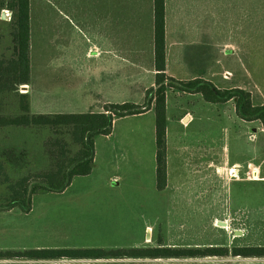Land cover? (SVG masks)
Returning <instances> with one entry per match:
<instances>
[{
  "label": "rangeland",
  "instance_id": "obj_1",
  "mask_svg": "<svg viewBox=\"0 0 264 264\" xmlns=\"http://www.w3.org/2000/svg\"><path fill=\"white\" fill-rule=\"evenodd\" d=\"M49 17V12L44 15L48 27ZM35 21L36 19L31 23V69L28 85L21 84L11 93H0V113H19L21 94L28 95L32 113L84 110L87 97H96L99 103H91L95 107H103L106 103L141 100L148 77H52L50 28L38 29L39 25ZM0 45L4 54L11 53V41L0 38ZM221 52L225 53V49ZM221 52L219 66L222 69L228 67L230 59L223 57ZM144 55L148 54L145 52ZM144 60L146 61V57ZM64 89H71L72 92L64 93ZM145 90L141 103L144 101ZM253 90V96L258 97L256 90ZM260 91L264 100V87ZM197 101L196 97L184 95L179 104L175 105L174 98L170 96V126L175 124L180 133L186 131L188 139L199 137L200 127L207 128L211 134L210 126L200 124L205 123V118L199 123L192 122L187 128H183L178 122L180 106L194 109ZM217 106L219 117L217 123L212 124V136L217 138L220 162L225 155L232 161L243 163V167L249 159V163L258 167L260 180L227 181L222 170L225 164L220 163L212 185H207L205 180L198 181L204 175L203 171L206 175L209 171L203 165L210 157L207 153V149H210L209 140L207 142L209 133H204L203 152L194 149L190 156L179 159L174 157V167L169 171V187L161 191L156 187L152 169L148 171L145 164L139 166L136 160L128 162L134 153L126 147H121L123 151L118 148L111 150L113 139H109L103 147L105 157H98L93 171L88 175L74 176L63 191L41 190L34 193L27 212L18 208L0 210V249L54 246L131 247L158 243L172 246L264 244V132L258 121L241 119L231 103L220 102ZM141 125H146L145 119L121 118L115 124L114 131L121 137L120 132L126 127H133L134 132H137L139 129L136 128ZM251 128L256 130L251 131ZM51 131L48 127L40 126L0 127V159L3 160L11 179L51 167L46 146L49 136H54ZM140 135L142 134L132 137L133 143L139 146V152L145 150L139 144ZM152 138H147L146 143L149 142L153 150ZM66 139L70 142L71 153H74L79 146L71 141L69 135H66ZM199 155H203L201 162ZM183 159L190 160L192 164L197 161L196 165L199 167L191 168ZM5 195L6 183H1L0 199ZM215 218L225 221L227 225H216ZM235 230H239V234ZM147 232L149 238H146ZM189 260L243 262L264 261V258L228 256ZM12 261L0 259V264Z\"/></svg>",
  "mask_w": 264,
  "mask_h": 264
},
{
  "label": "crops",
  "instance_id": "obj_2",
  "mask_svg": "<svg viewBox=\"0 0 264 264\" xmlns=\"http://www.w3.org/2000/svg\"><path fill=\"white\" fill-rule=\"evenodd\" d=\"M28 3V56H30L32 39L31 23L36 19L38 29L50 28L52 77H148V84L146 83L143 90L154 84L156 74L154 0H28ZM3 9L7 8H2L0 11V38L11 41V28L9 21L4 18ZM48 12L49 27L44 20V15ZM164 49V73L167 78L202 79L219 89L241 88L250 92L254 105H264L260 91L264 87V0H164ZM224 49L225 53L221 52ZM0 52L4 50L0 49ZM145 52L147 56L144 55ZM220 52L223 57L230 59L228 67L222 69L219 66ZM253 89L256 90L258 96L256 98L253 96L255 93ZM143 90L141 100L131 102L141 104ZM63 92L72 91L64 89ZM184 95L196 97L198 101L194 109L180 106L177 117L179 124L187 128L192 122L199 123L205 118V123L200 124L210 126L211 134L207 128L200 127L199 137L195 138L196 140L188 139L189 137L185 135L186 131L180 133L175 124L170 126L168 116L170 96L174 98L176 105ZM92 101L93 104L99 103L96 97L94 99L87 97L84 102L86 109L55 113L103 111V107H95L91 104ZM226 102L231 103L235 111L233 99ZM219 103L206 101L200 92L166 90L167 179L166 186L161 191L169 187V171L174 167L172 162L174 157L185 158L187 155L190 156L191 150L194 149L203 152L204 133H209L207 142L209 140L210 149H207V153L210 157L203 162V165L209 171L207 175L203 171L204 175L200 176L198 181L205 180L207 185L209 183L212 185L220 163L237 164L241 168H245L249 163L248 159L246 165L242 167L243 163L232 161L225 155L220 162L217 138L212 136V124L217 123L219 117L217 106ZM127 117L145 119L146 125L136 128L139 129L137 132H134L133 127H126L120 132V137L114 131L115 124L119 119ZM137 134H142L139 144L145 150L141 152L132 139ZM150 137H153V150L150 143H146V139ZM109 139L110 141L113 139L111 150L118 148L119 151H123L121 147L129 148L134 154L128 162L136 160L139 166L145 164V168L148 171L151 168L155 174V129L152 107L143 113L115 118L109 134H99L95 137L91 171L98 157H105L103 147ZM98 141L100 151H98ZM202 156H198L200 162ZM183 160L187 161L191 168L199 167L196 165L197 161L192 164L190 160ZM258 180L260 178L231 181ZM217 220L219 219L214 220L216 225Z\"/></svg>",
  "mask_w": 264,
  "mask_h": 264
},
{
  "label": "trees",
  "instance_id": "obj_3",
  "mask_svg": "<svg viewBox=\"0 0 264 264\" xmlns=\"http://www.w3.org/2000/svg\"><path fill=\"white\" fill-rule=\"evenodd\" d=\"M12 11L11 53L0 52V93H11L29 81V3L28 0H0V11ZM1 21V20H0ZM154 84L144 93L141 104L133 102L106 103L103 111L81 113H32L29 97L21 94L19 113H0V127H48L54 134L46 141L51 167L31 175L11 179L0 159V184L6 183L7 195L0 199V210H30L31 197L38 191H63L76 175L90 173L94 157V139L109 134L113 120L143 113L152 107L155 129L156 187L166 186V90L200 92L209 102L234 101L235 113L243 120L258 121L264 132V105H254L250 92L241 88L219 89L202 79L178 80L165 76L164 0H154ZM71 141L79 147L71 153ZM264 258V244L142 245L131 247L54 246L22 249H0L4 264H264V261L199 262L189 259L204 257ZM122 261H96V260ZM141 261H123V260ZM144 259H150L145 261ZM155 259H175L157 261ZM65 260V261H62ZM84 260V261H81ZM91 260V261H87ZM153 260V261H152ZM155 260V261H154Z\"/></svg>",
  "mask_w": 264,
  "mask_h": 264
},
{
  "label": "built area",
  "instance_id": "obj_4",
  "mask_svg": "<svg viewBox=\"0 0 264 264\" xmlns=\"http://www.w3.org/2000/svg\"><path fill=\"white\" fill-rule=\"evenodd\" d=\"M2 13L4 17L8 20L11 19V11L8 9H3ZM224 176L227 181L231 180H257L260 178V171L257 166L253 163H247L245 168H241L237 164L227 165L222 167Z\"/></svg>",
  "mask_w": 264,
  "mask_h": 264
},
{
  "label": "water",
  "instance_id": "obj_5",
  "mask_svg": "<svg viewBox=\"0 0 264 264\" xmlns=\"http://www.w3.org/2000/svg\"><path fill=\"white\" fill-rule=\"evenodd\" d=\"M255 130H256V128H251V131H255ZM216 223L218 225H221V226H226L227 225V223L225 221H221V220H217ZM239 232H240L239 230H235V233L239 234ZM146 238H149V233L148 232H147ZM96 261H99V260H96Z\"/></svg>",
  "mask_w": 264,
  "mask_h": 264
}]
</instances>
